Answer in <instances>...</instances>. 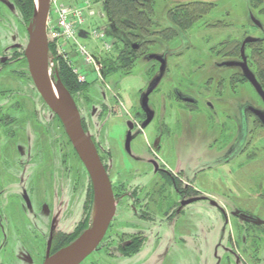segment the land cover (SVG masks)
Wrapping results in <instances>:
<instances>
[{
    "label": "flooded vegetation",
    "instance_id": "obj_1",
    "mask_svg": "<svg viewBox=\"0 0 264 264\" xmlns=\"http://www.w3.org/2000/svg\"><path fill=\"white\" fill-rule=\"evenodd\" d=\"M29 23L30 20L25 21L22 17L18 0H0V264H43L47 256L67 245L74 235L85 228L84 222L74 231L63 227V218L74 210L75 193L81 187L80 177L88 173L62 121L40 95L30 75L24 52ZM254 23L262 28L256 20ZM229 24L227 21L223 25ZM180 37L178 32L174 42L177 43ZM246 37H228L216 53L209 48L207 60L190 73L193 82L188 85L190 89L183 83H176L175 79L171 82L174 84H165L166 54L154 50L146 52L145 58L154 62L156 69L138 89L136 104H131L129 111H125L122 121L125 129L116 149L110 146L107 139V127L110 117L117 116L119 112L117 104L111 101L118 100V94L111 88V95L108 96L100 86L88 83L96 98L90 105L88 100H84L88 105L86 108L76 95L83 91L68 90L79 111L82 128L93 142L110 179L115 208L121 199L127 198L133 214L132 222H128L131 228L129 236L116 243V257L112 256L109 262L101 261L102 264H198L197 226L193 217H182L181 213L197 202L188 201L198 196L194 185L201 169L199 164H206L204 169L213 166L210 162H215L214 165L231 164L234 179L239 182L238 179L244 176L243 171L247 170L249 157L245 156V149L253 141L250 136L255 129L249 127L248 116L252 117L253 124L264 130L261 116L254 113V110L264 112L263 97L246 78L241 66L223 64L241 61V46ZM231 40L239 45H229ZM138 42L128 40L133 50L140 49ZM248 43L244 45L246 62ZM150 54L165 59L162 70L161 63L150 58ZM214 56L218 60L211 62L216 70H224V75L218 78L207 73L201 83L200 73L203 75V70L208 68L202 66L208 65V59ZM247 66L264 92V85L248 62ZM55 71L50 73L53 79ZM246 84L251 88L255 102L245 99ZM197 86H204L205 90L213 92L212 99H201L204 105L200 103L199 98L203 95H200ZM150 87L152 89L145 96ZM219 87L222 88L221 93ZM201 111L204 115L198 113ZM91 124L95 126L94 133ZM150 124L153 125V135L149 138L145 129ZM186 145L189 157L184 154ZM193 150H197L196 155H193ZM115 152L121 155L124 166L132 169L134 174H140L133 175L132 180L143 177L139 185L142 189L151 185V189L146 188L142 196L137 189L129 193L119 189L110 178ZM88 183L87 192L91 193L93 204L92 184L91 181ZM165 186L168 190L164 189ZM257 189L263 191L258 196L264 203V186L257 184ZM202 201L217 208L225 218L228 216L216 201L207 197ZM85 203L83 211L87 209ZM250 206L240 203L229 209L231 216L244 226L250 236H240L238 245L222 246L225 264H239L237 262L241 260L244 264H264L261 256L264 251V221L260 210ZM181 217L183 221L180 222ZM165 224L166 227L173 226V233L178 235L171 242L160 232ZM153 226L157 228L155 231ZM145 231L154 236L151 245L150 236ZM116 235L121 234L116 232ZM142 252L141 259L135 262Z\"/></svg>",
    "mask_w": 264,
    "mask_h": 264
},
{
    "label": "rangeland",
    "instance_id": "obj_2",
    "mask_svg": "<svg viewBox=\"0 0 264 264\" xmlns=\"http://www.w3.org/2000/svg\"><path fill=\"white\" fill-rule=\"evenodd\" d=\"M62 1L69 2L73 0ZM79 1L81 0H74L72 4L78 5ZM189 1L193 0H154V15L151 17L153 23L141 27V30L144 33L142 39L143 43L152 41L154 46L150 45L149 49L146 51L142 50V48L138 51L137 59L130 75L121 76L117 72L106 76L103 73L98 75L93 64L84 63L82 58L77 54L73 47L69 46V44L67 45L60 41V43H58V52L56 50L55 42L52 41L54 48L52 51L48 49V53L49 56L53 57L54 64L56 58L63 57L64 60L69 63L71 68H80V72L85 75V80L78 82H80L81 85H86V90L76 94L85 107L87 104L85 105L86 101L84 100H88L87 103L90 105V103L96 98V94L93 93V89H90L88 83L97 87L100 86L105 90L108 96L111 95V88L114 93L118 94V100L116 99L114 101L111 99V101H113L114 104H117L119 112L117 116L110 117V124L107 127V139L112 148L116 149V146H118L124 133L125 124L122 121L125 117V111H129L131 104H136L138 99V89L144 85L145 80L147 82V79L152 75L153 70L156 69V64L145 58L146 52L150 50V52H152V50H154L153 52H162L166 54L167 71L164 76L165 84H174V82H171L175 79L176 83H183L188 86L193 84L190 80L192 78L190 76L191 71L195 67L201 66V64L207 60V51L209 48H213L212 50L216 53L218 49H221L222 41L230 36L239 37L238 39H241L244 35L245 37L251 35L264 38V13L260 12V8H264V2L260 7H252L250 5V0H194L200 3H209L211 6H208L206 10L202 11L203 13L201 14V17L194 22L190 28L179 30L181 37L177 40V43L174 42V38L166 40L159 37L160 32L168 27H173L169 11L175 9L177 6H182ZM95 6L96 15L89 20H86L85 25L80 28V30L84 31L88 36L84 38L80 37L78 41L81 45L86 47L87 51L95 60H100L101 62L102 57L106 55L109 56V53L112 50V45L113 50L111 53L115 55L117 47L121 46V40H125L126 42H128V39L132 41L135 40L131 38L126 39V33L123 29L114 30L111 24L108 23L106 16L104 18L101 17V7L99 5ZM205 8L206 6L202 7V9ZM254 20L260 23L262 28L257 27ZM227 21L231 24L227 26L223 25L224 23L226 24ZM209 24H216V26L213 25L214 27H210ZM94 28L104 30L106 34L104 40H107L109 44L107 49L103 48V41L100 39H93L90 36V32ZM127 28L129 32L139 34V30L136 29L137 27L135 28L132 24L128 23ZM23 37L25 38V36ZM24 40V44L26 45L27 38ZM50 43L51 42H49V44ZM140 43L142 44V42ZM246 53H248V50ZM208 60V65L202 66L203 68H208L206 71L203 70V75L200 73L202 76L200 80L201 83H203L204 76H206L207 73H212L211 75H214L215 77L218 76V78H222L224 75V70H216L213 62H211L212 60H218V58L214 56L213 59L210 57ZM175 68H177V70H175ZM73 70L74 69H72V72ZM74 74L76 75V73ZM84 82L86 84H84ZM188 87H186L187 92H189L190 89V87L189 89ZM220 87L219 93L222 92V88ZM245 88V99L255 102L249 85L246 84ZM197 89L200 90V95H203V98H199L200 95L197 96L202 105H204V102L201 99H212L213 92H210L211 89L205 90L204 86L202 88L197 86ZM214 91L216 92V90ZM204 109L206 110V108H203V110ZM198 113L204 115L203 111ZM248 118L249 124H251L249 127L251 126L255 129L250 136L253 141H251V144H248L245 149V156L249 157V159H247L249 162L246 166L247 170L242 173L244 176H241V178L238 179L239 182H237L233 176V165L224 163L214 165L216 164L215 162H210L209 164L213 166L204 169L206 164L201 163L199 164V168L201 169L198 170L197 179L194 185L196 186L198 196L204 195L208 199L216 201L219 206L226 210L228 216L225 218L219 213L217 208L210 206L207 201L202 200L189 205L181 213L182 217H193L195 226H197V233H199L198 264H225V254L222 250V246H230L233 245V243L238 245L241 238L240 236H250V234L248 235V233L245 232L246 230L244 229V226H242L241 223L229 213L231 207L235 205L238 206L240 203L251 205V209L254 207L256 208L255 210H260L259 214L264 221V203L258 196V194L263 191L257 189V184L264 186V130L261 129L258 124L252 123V117L248 116ZM91 131L93 133L95 131L94 124H91ZM152 133L153 125L150 124L145 129V134L150 138V136L153 135ZM135 144L136 142L134 145ZM256 144L258 145V148L253 149ZM184 149H186V152L184 153L185 156L189 157L190 153L188 145H186V148ZM192 153L193 155H196L197 150H193ZM111 164L113 165L110 178L111 180L113 179V182L117 184L118 187H120L119 189H124L128 193L137 189L139 196L143 195L146 188L151 189V185H147L144 189L139 185L138 182H141V178L143 177H141L140 180L137 178L132 180L133 175L140 176V174H134L132 169L129 170L128 167L124 166L121 155L116 154L114 160L111 161ZM130 180H132L131 183L129 182ZM88 181H90L88 174L80 177L81 187L79 191L77 190L75 193L76 201L74 210L63 218L65 220V222H63V227L66 226L65 230L68 231H74L77 229L78 225L85 223V228L81 233L74 235L69 243L79 237L83 231L89 227L94 218L95 204L94 199L92 204L91 193L89 191L87 192V185H89ZM118 187L116 188L118 189ZM164 189L168 190L167 186H165ZM84 201L87 203H85L87 209L83 211ZM224 205H230V207L225 208ZM136 206L139 208V204ZM182 217L179 219L180 222L183 221ZM132 218L133 214L130 209V200L127 198L121 199L118 206L116 205L114 219L112 225H110L107 230L106 237L104 239L102 238V243L100 241L95 250L85 257L79 264H102L104 261L109 262L113 257H116V243L123 241L129 236L128 232L131 231V228L128 225V222L131 223ZM156 229L157 228L153 226L152 230L155 231ZM116 232H119L121 235H116ZM160 232H163L166 235L167 240L170 242L172 238L178 236L176 233H173V226L166 227V224L165 228H161ZM145 233L150 236L149 242L151 245L154 236L148 231H145ZM262 243H264V241H262ZM141 255H143V252L137 256L135 262L141 259ZM242 256L247 260L245 254ZM261 256L263 257L262 261H264V251L261 252ZM237 263L244 264V261L241 260Z\"/></svg>",
    "mask_w": 264,
    "mask_h": 264
},
{
    "label": "water",
    "instance_id": "obj_3",
    "mask_svg": "<svg viewBox=\"0 0 264 264\" xmlns=\"http://www.w3.org/2000/svg\"><path fill=\"white\" fill-rule=\"evenodd\" d=\"M48 10L49 0H34L33 15L27 27L28 39L24 50L25 57L38 92L62 121L73 148L85 166L92 184L95 214L91 225L79 237L52 255L47 256L43 264H79L102 239L114 215L115 201L108 174L93 142L82 128L79 111L70 92L56 71L54 72V79L50 75L48 67L49 47L46 35ZM80 35L82 34L80 33ZM256 40L253 37H246L241 46V61H229L223 64L233 65L235 63L241 66L246 78L264 99V92L249 70L244 55V45ZM149 57L161 63V70L164 68L165 59L162 56L150 54ZM151 89L152 87L147 90L145 96ZM254 113L261 116V121L264 124V112L254 110ZM203 199H206V196H197L188 202ZM211 203L215 202L211 201Z\"/></svg>",
    "mask_w": 264,
    "mask_h": 264
},
{
    "label": "trees",
    "instance_id": "obj_4",
    "mask_svg": "<svg viewBox=\"0 0 264 264\" xmlns=\"http://www.w3.org/2000/svg\"><path fill=\"white\" fill-rule=\"evenodd\" d=\"M153 2L154 0H105L103 11L108 23L111 24L114 30L123 29L126 33V39L131 38L139 41L138 43L141 45L140 49L142 48V50L146 51L150 45L154 44H152V41L143 43L144 33L141 27L153 23L151 18L154 15ZM263 2L264 0H250V5L252 7H260ZM18 4L23 19L25 21L31 20L34 0H18ZM203 6H206V8L202 9ZM208 6L210 7L211 4L193 0L170 10L169 16L173 22V27H168L160 32L159 37L166 40L175 38L179 30L190 28L201 17L202 11L206 10ZM260 12L264 13V8H260ZM128 23L132 24L135 28L137 27L136 29L139 30V34L129 32L127 28ZM229 45L238 46L239 43L231 40ZM53 48L54 45L50 43L49 50L52 51ZM139 50H133L130 48L128 42L121 40V46L117 47L115 55L110 52L109 56L106 55L101 58L103 73L119 72L122 76L127 75L132 71ZM246 50H248V53H246L248 65L255 71L259 81L264 85V38L248 43ZM55 64V69L62 83L69 91L77 92L85 89L86 85H81L78 82L77 76L72 72L71 66L63 57L56 58Z\"/></svg>",
    "mask_w": 264,
    "mask_h": 264
},
{
    "label": "built area",
    "instance_id": "obj_5",
    "mask_svg": "<svg viewBox=\"0 0 264 264\" xmlns=\"http://www.w3.org/2000/svg\"><path fill=\"white\" fill-rule=\"evenodd\" d=\"M74 1V0H73ZM73 1L64 2L62 0H49V10L46 20V35L48 44L52 41L55 42L56 50L59 52L60 41L64 44H69L73 47L77 54L82 58V61L86 64L92 63L94 69L100 75L102 69V63L100 60H95L93 56L87 51L86 47L79 43V38L87 37L88 34L80 30L86 20H89L96 15V6L99 5L102 9L101 17H105L103 13L104 0H81L78 5L72 4ZM103 3V4H102ZM102 4V5H101ZM80 32L82 35H80ZM90 36L93 39H100L103 41V48L107 49L108 41L105 39V32L103 29L94 28L90 32ZM62 45V44H61ZM48 67L49 72H53L56 66L53 61V57L48 53ZM74 69L78 81H84L85 75L80 72L79 69Z\"/></svg>",
    "mask_w": 264,
    "mask_h": 264
}]
</instances>
